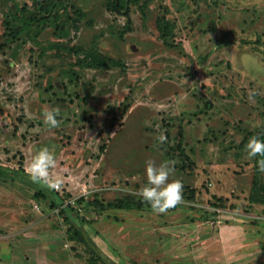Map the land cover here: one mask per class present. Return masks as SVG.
Returning a JSON list of instances; mask_svg holds the SVG:
<instances>
[{
    "label": "rangeland",
    "instance_id": "rangeland-1",
    "mask_svg": "<svg viewBox=\"0 0 264 264\" xmlns=\"http://www.w3.org/2000/svg\"><path fill=\"white\" fill-rule=\"evenodd\" d=\"M143 1L128 29L105 0H58L52 18L13 39L11 27L39 12L35 0H0V162L25 167L54 147L65 197L51 207L36 195L46 187L0 171V264H91L89 247L68 235L64 206L101 264H264V203L249 201L245 150L264 126V0ZM163 16L173 24L166 37ZM75 44H96L123 65L81 67L66 49ZM245 55L259 68H245ZM55 107L52 129L42 113ZM150 159L175 162L170 180L183 182V202L165 214L147 202L117 206L139 196Z\"/></svg>",
    "mask_w": 264,
    "mask_h": 264
},
{
    "label": "trees",
    "instance_id": "trees-1",
    "mask_svg": "<svg viewBox=\"0 0 264 264\" xmlns=\"http://www.w3.org/2000/svg\"><path fill=\"white\" fill-rule=\"evenodd\" d=\"M141 1L143 0H105V3L108 10L127 17L128 19L127 28L130 29L131 25L129 23H131L132 21L131 19L132 6H134L135 4ZM57 4H58V0H35V5L37 7L39 14H37V16L33 15L28 22H25L24 27H20L17 30L11 27V29L14 32L13 39H15V37H19L20 34L23 32L24 28L30 27L31 20H40V21L43 20L44 22H46L50 18H52L56 12ZM71 5L79 16H84L85 11L81 6H79L77 1H73ZM23 10H26V7H23ZM58 26L61 27V25ZM157 26L161 31V35H163L164 37L168 36L173 28V24L165 16L157 19ZM1 46L3 47V45ZM66 49L78 55V60L76 61V64L84 68L111 69L113 67L123 65V63L120 60L111 57L109 55L103 54L99 50L96 44H93L90 47L81 44H75L70 47L67 46ZM247 135L249 138L255 135L258 136L260 139L264 140V126L255 132L250 131ZM257 159H259V157L253 159L254 173L252 179L251 193L249 195V201L251 203H264V173L258 171L256 165ZM0 171H9L16 175L30 179L29 175L25 172L24 165L22 164L19 166H13V165H6L0 162ZM36 195H39V197H43L46 199L51 198L52 199L51 207H56L57 205H62L65 203V197L63 195H60V193L56 189L47 188L46 191H44L43 188H39L38 191L36 192ZM195 195H196V189L191 188L188 191L187 196L189 198H195ZM219 198L223 199L222 196ZM117 200H118L117 206L127 207V208H131L133 206L141 208L144 205V203H146V201H144L140 196H132V195H125L122 198L121 197L117 198ZM96 204H98L99 206H105V201L103 198L100 197L96 201ZM110 205H114V204L110 203ZM71 210H74V208L73 207L69 208L68 206H64L61 208L60 211L65 221L69 223L67 229L69 237L72 240L83 242L89 247V251L92 255L90 259L91 264H101L99 262L103 261L104 256L102 255L101 251L99 250L93 239L87 236L83 232V230L80 227H78V225L74 222V219L72 218L70 213ZM105 258L109 260L107 257Z\"/></svg>",
    "mask_w": 264,
    "mask_h": 264
},
{
    "label": "clouds",
    "instance_id": "clouds-1",
    "mask_svg": "<svg viewBox=\"0 0 264 264\" xmlns=\"http://www.w3.org/2000/svg\"><path fill=\"white\" fill-rule=\"evenodd\" d=\"M240 59L245 68L250 70L259 68L258 61L253 56L245 55ZM42 116L46 126L52 129L60 127L59 107L44 109ZM157 139L163 144L167 141V136L160 133ZM245 150L249 159L259 157L256 165L258 171L264 173V140L255 135L250 137ZM56 166L57 158L54 147L44 146L32 156L30 162L26 163L25 172L32 182L55 189L62 184V181L54 177ZM145 171L147 184L138 190V195L150 204L154 213L165 214L183 202V182L180 179L170 180V177L175 175L174 161H162L157 164L155 160L150 159L146 161Z\"/></svg>",
    "mask_w": 264,
    "mask_h": 264
},
{
    "label": "built area",
    "instance_id": "built-area-1",
    "mask_svg": "<svg viewBox=\"0 0 264 264\" xmlns=\"http://www.w3.org/2000/svg\"><path fill=\"white\" fill-rule=\"evenodd\" d=\"M61 188V185L60 186H58L57 188H55L56 190H59ZM76 201H77V198L76 197H74V198H72V199H70L68 202H70L71 204H75L76 203ZM37 208H38V206H37Z\"/></svg>",
    "mask_w": 264,
    "mask_h": 264
},
{
    "label": "crops",
    "instance_id": "crops-1",
    "mask_svg": "<svg viewBox=\"0 0 264 264\" xmlns=\"http://www.w3.org/2000/svg\"><path fill=\"white\" fill-rule=\"evenodd\" d=\"M54 177H55V178H58V176H56L55 174H54Z\"/></svg>",
    "mask_w": 264,
    "mask_h": 264
}]
</instances>
